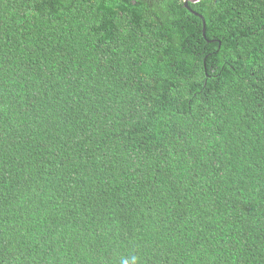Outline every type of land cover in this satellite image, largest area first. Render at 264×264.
I'll use <instances>...</instances> for the list:
<instances>
[{
	"label": "trees",
	"instance_id": "1",
	"mask_svg": "<svg viewBox=\"0 0 264 264\" xmlns=\"http://www.w3.org/2000/svg\"><path fill=\"white\" fill-rule=\"evenodd\" d=\"M0 0V264H264V0Z\"/></svg>",
	"mask_w": 264,
	"mask_h": 264
},
{
	"label": "water",
	"instance_id": "2",
	"mask_svg": "<svg viewBox=\"0 0 264 264\" xmlns=\"http://www.w3.org/2000/svg\"><path fill=\"white\" fill-rule=\"evenodd\" d=\"M189 1H191V2H196V1H199V0H184V4H185V6H186L191 12H193L195 15L200 16L201 19L203 20V35L205 36V24H206V23H205V19H204V17H203L202 15H200L199 13H197L196 11H194L193 9H191V8L189 7V5H188Z\"/></svg>",
	"mask_w": 264,
	"mask_h": 264
}]
</instances>
